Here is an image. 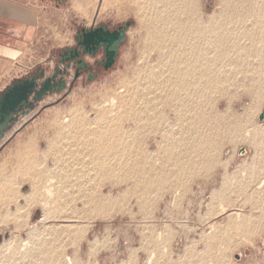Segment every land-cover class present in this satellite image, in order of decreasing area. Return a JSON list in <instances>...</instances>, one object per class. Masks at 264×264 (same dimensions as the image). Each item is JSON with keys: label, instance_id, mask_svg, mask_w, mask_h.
I'll return each mask as SVG.
<instances>
[{"label": "rangeland", "instance_id": "1", "mask_svg": "<svg viewBox=\"0 0 264 264\" xmlns=\"http://www.w3.org/2000/svg\"><path fill=\"white\" fill-rule=\"evenodd\" d=\"M91 1V26L133 23L112 68L74 84L68 69L67 88L46 94L6 134L0 153L19 134L24 140L37 134L31 137L37 149L19 157L24 172L0 178V264H264V185L257 188L264 173V93L248 91L235 62L222 61L230 68L229 83L191 95L183 111L170 91H160V81L142 90L143 99L133 104L156 115L137 130L130 129L131 120H120L132 134L121 149L132 157L127 173L128 166L123 173L98 170L100 145L93 135H56L65 115L82 110L92 117L104 98L117 97L115 89L149 51L130 0ZM196 6L204 21L230 11V18L220 16L221 27L242 23L256 33L255 39L242 37L250 48L240 64L259 65L264 90V0H196ZM61 50L53 51L54 63L34 64L18 78L41 69L51 75ZM83 122L77 121V131ZM203 136L214 142L195 151L194 141Z\"/></svg>", "mask_w": 264, "mask_h": 264}, {"label": "bare ground", "instance_id": "2", "mask_svg": "<svg viewBox=\"0 0 264 264\" xmlns=\"http://www.w3.org/2000/svg\"><path fill=\"white\" fill-rule=\"evenodd\" d=\"M129 4L138 14L141 28L144 29L143 40L149 48L147 55L140 56V59L138 57L139 64L136 63L134 67L133 77L130 76L131 79L124 78L122 83L120 82V86L115 89L118 96L104 98L100 106L92 109L94 110L92 117L88 115V112H81V110L76 116L65 115L62 122L58 123L55 128L56 135L61 140H69L68 138L76 135L84 137L93 135L100 145L99 153L97 157L94 156V159H97L98 170H103L106 173L111 171L123 173L122 167L124 166H128L125 169L126 173L130 169L128 161L132 157L126 156L127 153L122 150L126 148L127 137L131 138L132 134L130 132L128 136L126 135L120 120H131L132 126H137V128L129 126L130 129L137 130L156 115L151 112L146 115L147 110L145 111L142 107L137 110L138 106L134 105L136 100L143 99L142 90L145 88L147 90L149 87L147 85L160 81L162 87L160 91H170L171 98L181 101L179 110H182V101L191 102V95L197 97L208 93V91H213L219 84L229 83L230 77L227 75L228 72L230 73V68L228 69L225 64H222L224 60L235 62L236 70H243L244 83L248 91L250 90L254 94V97H259L264 93V90L261 89L260 74L262 71L259 69V65L256 67V64L249 62L240 64V62H244V57L247 58L246 52L250 48L244 44L242 37L255 39L256 33L251 28L242 27V23H238L239 26L228 23L225 27L218 24V21L223 19L222 17L226 19L231 17L230 11L226 14L220 11L217 17L209 15L204 21L198 12L196 0H130ZM239 27L242 28L240 32L243 34L242 36L236 32ZM152 51L156 52L154 58L151 56ZM154 97L156 96L153 95L152 98ZM144 106L147 109L148 105ZM125 107L129 111L124 112L123 110L122 112L120 108ZM79 120L84 121L83 125L86 126L77 131L76 123ZM127 131L129 132V129ZM210 141L209 137L197 138L193 143L195 151L200 150L199 148L205 149V146L214 142L212 141L210 144ZM133 142L136 140L134 139ZM118 150L121 151L118 153ZM124 154L126 157L123 156ZM110 161L122 165L116 168L109 165ZM47 183L50 184L51 180H48ZM257 185V188L264 185V173ZM49 187L53 186L48 185ZM48 188L45 187V189Z\"/></svg>", "mask_w": 264, "mask_h": 264}, {"label": "crops", "instance_id": "3", "mask_svg": "<svg viewBox=\"0 0 264 264\" xmlns=\"http://www.w3.org/2000/svg\"><path fill=\"white\" fill-rule=\"evenodd\" d=\"M92 14L94 3L91 0H0V92L34 64L54 63L53 51L72 47L77 29L92 25L87 22ZM25 115H20L18 121ZM17 122L0 138V146ZM25 132L27 134L28 130ZM36 135L24 140L19 134L2 150L0 178L24 170L19 157L25 151L27 154L37 149V137L31 139ZM32 161L36 164V156Z\"/></svg>", "mask_w": 264, "mask_h": 264}, {"label": "water", "instance_id": "4", "mask_svg": "<svg viewBox=\"0 0 264 264\" xmlns=\"http://www.w3.org/2000/svg\"><path fill=\"white\" fill-rule=\"evenodd\" d=\"M133 21H126L116 28L109 29L104 24L91 27H81L75 36V45L67 47L59 52L61 67L55 66L51 75L45 77L44 69L38 73L18 78L8 84L0 92V138L9 127L18 121L20 115L27 114L34 108L46 94L62 92L67 88L65 75L72 67L73 79H76L80 69L85 72L91 70V65L86 63L85 55H95L102 49L104 59L102 66L105 70L111 68L119 54V46L125 39L128 27ZM41 80V81H40ZM264 110L259 114V120H263ZM245 152V148H241Z\"/></svg>", "mask_w": 264, "mask_h": 264}, {"label": "flooded vegetation", "instance_id": "5", "mask_svg": "<svg viewBox=\"0 0 264 264\" xmlns=\"http://www.w3.org/2000/svg\"><path fill=\"white\" fill-rule=\"evenodd\" d=\"M109 28V27H108ZM109 29H113V28H109ZM75 45V44H74ZM73 45V46H74ZM72 46V47H73ZM67 48V47H66ZM60 52V51H59ZM59 52H58V56H59V60L61 59V56L59 55ZM100 55V56H99ZM87 56H91V57H93V62H89V61H87L86 60V58H87ZM99 56V57H98ZM84 59H85V61H86V63H88L89 65H91V70H89L88 72H85L84 71V69H80L79 70V72H80V74H79V76L76 78V79H73V77H72V80H73V84L75 83V81L78 79V78H81V77H85V79L86 80H89V79H96L99 75H100V73H102V72H105V71H108V70H105L104 68H103V66H102V61H103V59H104V53H103V50L102 49H100V50H98L97 51V53L95 54V55H85L84 56ZM114 66V65H113ZM112 66V67H113ZM61 67V66H60ZM111 67V68H112ZM70 69H72V67L70 68ZM69 69V70H70ZM73 70V69H72ZM74 71V70H73ZM66 80V79H65ZM66 82H67V84H68V81L66 80Z\"/></svg>", "mask_w": 264, "mask_h": 264}]
</instances>
